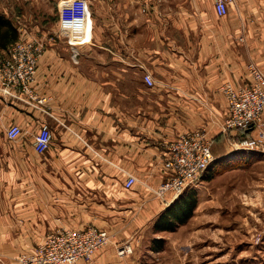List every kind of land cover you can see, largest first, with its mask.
Masks as SVG:
<instances>
[{"label":"crops","instance_id":"1","mask_svg":"<svg viewBox=\"0 0 264 264\" xmlns=\"http://www.w3.org/2000/svg\"><path fill=\"white\" fill-rule=\"evenodd\" d=\"M215 2L90 6L91 38L79 64L64 39L42 40L34 91L51 100L38 110L0 94L1 128L24 132L21 147H0V264H17L58 228H105L133 246L127 258L109 248L91 264H137L147 233L160 238L154 223L177 199L154 194L168 145L190 131H206L213 143L225 138L221 87L250 83L251 63L264 71V0H234L224 17ZM146 73L154 88L144 83ZM44 125L52 144L39 155L34 140ZM129 175L138 184L126 190Z\"/></svg>","mask_w":264,"mask_h":264},{"label":"built area","instance_id":"2","mask_svg":"<svg viewBox=\"0 0 264 264\" xmlns=\"http://www.w3.org/2000/svg\"><path fill=\"white\" fill-rule=\"evenodd\" d=\"M234 0H216L215 9L219 17L228 14L229 5ZM59 27L51 40L62 38L71 49L72 60L79 63L80 48L90 42L86 39L72 42V34L87 36L92 32V14L88 0H62L58 5ZM87 25V26H86ZM86 26V27H85ZM89 26V27H88ZM45 44L38 40L19 42L11 47L0 59V94L2 97L21 101L40 110L51 99L40 97L34 91L36 75ZM250 83L234 85L227 83L221 87L227 103V116L221 125L232 151H250L264 154V71L255 64L248 65ZM144 83L149 88L156 86L150 73L144 75ZM23 136L17 125L6 130L10 142ZM52 144V133L44 125L34 140V149L39 155L48 152ZM213 141L204 130L190 131L181 135L167 147L162 158L164 180L154 194L164 199L169 194L178 198L193 187L216 161L212 154ZM138 184L137 178L129 175L125 189L131 190ZM106 248H114L119 258L133 254L130 243H117L107 230L90 226L79 230L58 228L48 233L32 251L21 254L17 264H91L97 253Z\"/></svg>","mask_w":264,"mask_h":264},{"label":"rangeland","instance_id":"3","mask_svg":"<svg viewBox=\"0 0 264 264\" xmlns=\"http://www.w3.org/2000/svg\"><path fill=\"white\" fill-rule=\"evenodd\" d=\"M60 1L0 0V13L12 22L18 40H50L59 27ZM88 2L92 8L104 4V0ZM81 32L72 34V42H81L82 36L90 40L89 30L87 36ZM97 58L104 66L105 51L98 50ZM4 132L0 126V147L22 146L5 140ZM231 150L226 138L213 143V168L222 171L212 181L201 178L191 187L198 195L193 218L175 232L157 234L160 238L147 233L137 245V264H264V154ZM231 163L236 166H227ZM153 239L164 241L162 251L151 250Z\"/></svg>","mask_w":264,"mask_h":264},{"label":"trees","instance_id":"4","mask_svg":"<svg viewBox=\"0 0 264 264\" xmlns=\"http://www.w3.org/2000/svg\"><path fill=\"white\" fill-rule=\"evenodd\" d=\"M57 22L59 24L58 14H57ZM23 41H27V40H18V32L14 27V25L8 18H6L5 15L0 13V51H4V55H5L11 47ZM234 165L236 166L235 163H231L227 166H234ZM213 166L214 164L203 175L202 177L203 181H208V182L212 181L215 178V176L222 171L219 170V172H216ZM227 166H224V168H227ZM197 206H198L197 193L191 188L187 189L183 194H181L175 200V202L170 207L166 208L158 216L153 226L154 233L155 234L166 233V232L172 233L177 231L178 228L186 225L193 218ZM163 244H164L163 240L153 239L150 245L151 250L158 253L163 250L162 249Z\"/></svg>","mask_w":264,"mask_h":264}]
</instances>
